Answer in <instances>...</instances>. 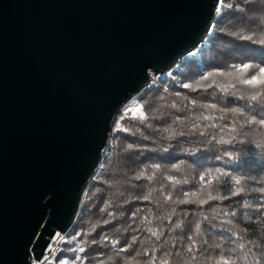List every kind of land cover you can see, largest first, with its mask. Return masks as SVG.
I'll return each instance as SVG.
<instances>
[{"label": "trees", "instance_id": "trees-1", "mask_svg": "<svg viewBox=\"0 0 264 264\" xmlns=\"http://www.w3.org/2000/svg\"><path fill=\"white\" fill-rule=\"evenodd\" d=\"M218 8L203 47L122 111L47 264H264V84L244 83L264 78V0Z\"/></svg>", "mask_w": 264, "mask_h": 264}, {"label": "water", "instance_id": "water-1", "mask_svg": "<svg viewBox=\"0 0 264 264\" xmlns=\"http://www.w3.org/2000/svg\"><path fill=\"white\" fill-rule=\"evenodd\" d=\"M217 0H0V264L74 226L128 103L199 51Z\"/></svg>", "mask_w": 264, "mask_h": 264}, {"label": "snow or ice", "instance_id": "snow-or-ice-1", "mask_svg": "<svg viewBox=\"0 0 264 264\" xmlns=\"http://www.w3.org/2000/svg\"><path fill=\"white\" fill-rule=\"evenodd\" d=\"M217 3L223 5L224 0H217ZM227 7L231 8L232 5L229 4V5H227ZM216 11L219 12V11H220V8H217ZM248 39H251V37H248ZM244 67H248V66L245 65ZM260 72H261V74H262V77H264V67H262V68L260 69ZM244 83H247V84L261 83V84H264V78H262V79H260V80H256V79H253V80H246V81H244ZM184 87L187 88V87H189V85H184ZM253 99H255V97H253ZM209 107H215V106H214V105H210ZM232 111L235 112L236 109H233ZM117 130L120 131L121 129L117 128ZM128 147L131 148L132 145H129ZM164 150L167 151V149H164ZM156 167L158 168L159 166L157 165ZM137 178H139V177H137ZM235 183H236L237 185H239V184L241 183V181H240V180H236ZM259 191L264 192V190H259ZM238 192H239V190H238ZM237 194H238V193H237ZM144 199L147 200V197H144ZM210 199H218V197H210ZM180 203H186V201H180ZM173 211H175V209H173ZM109 215H111V213H109ZM106 222H107V221H106ZM176 226L179 227V224H177ZM199 230H200V226H199V225H196V231L199 232ZM152 235H153V236H156L157 233H156L155 231H153V232H152ZM81 251H83V249H81ZM188 251H189V252H192L193 249H192L191 247H189ZM249 252L252 253V249H249ZM252 255H255V253H252ZM262 256H264V254H262ZM194 258H195V257H193V259H194ZM62 264H67V261L62 262ZM165 264H166V262H165ZM224 264H227V261H224ZM255 264H261V260H259V259L256 260V261H255Z\"/></svg>", "mask_w": 264, "mask_h": 264}, {"label": "built area", "instance_id": "built-area-1", "mask_svg": "<svg viewBox=\"0 0 264 264\" xmlns=\"http://www.w3.org/2000/svg\"><path fill=\"white\" fill-rule=\"evenodd\" d=\"M65 234H60L57 237L59 238L57 241L54 240V242H52V245L49 247L50 252L47 253L44 258L41 261H32L31 264H47L49 262V260L51 259V257L54 255L55 250L57 249V247L62 243V241L65 238Z\"/></svg>", "mask_w": 264, "mask_h": 264}, {"label": "rangeland", "instance_id": "rangeland-1", "mask_svg": "<svg viewBox=\"0 0 264 264\" xmlns=\"http://www.w3.org/2000/svg\"><path fill=\"white\" fill-rule=\"evenodd\" d=\"M129 104H131V102L128 103V104L126 105V107L124 108L125 110L129 108V107H127ZM135 113H136V112H135ZM121 114H122V113H120L119 117L121 116Z\"/></svg>", "mask_w": 264, "mask_h": 264}, {"label": "bare ground", "instance_id": "bare-ground-1", "mask_svg": "<svg viewBox=\"0 0 264 264\" xmlns=\"http://www.w3.org/2000/svg\"><path fill=\"white\" fill-rule=\"evenodd\" d=\"M57 238H58V237H57ZM53 242H54V241H53ZM49 252H50V249H48V250L46 251V254L49 253ZM34 261L36 262L37 260H34Z\"/></svg>", "mask_w": 264, "mask_h": 264}]
</instances>
